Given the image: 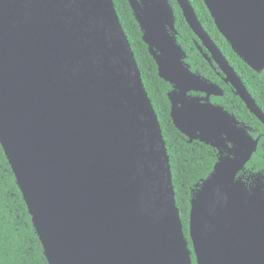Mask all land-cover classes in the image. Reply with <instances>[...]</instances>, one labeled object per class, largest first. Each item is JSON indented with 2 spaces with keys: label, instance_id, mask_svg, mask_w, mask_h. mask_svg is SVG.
Returning a JSON list of instances; mask_svg holds the SVG:
<instances>
[{
  "label": "water",
  "instance_id": "95a60500",
  "mask_svg": "<svg viewBox=\"0 0 264 264\" xmlns=\"http://www.w3.org/2000/svg\"><path fill=\"white\" fill-rule=\"evenodd\" d=\"M219 31L264 70V0H204ZM176 127L218 150L192 190L190 241L159 116L114 0H0V142L49 264H264V172H242L260 137L186 63L169 0H129ZM248 109L242 78L178 0ZM206 47L210 54L203 51ZM200 92L195 96L190 92Z\"/></svg>",
  "mask_w": 264,
  "mask_h": 264
},
{
  "label": "trees",
  "instance_id": "16d2710c",
  "mask_svg": "<svg viewBox=\"0 0 264 264\" xmlns=\"http://www.w3.org/2000/svg\"><path fill=\"white\" fill-rule=\"evenodd\" d=\"M177 15L179 40L189 55L188 62L194 70L219 83L225 90L223 97H213L261 135L259 150L247 165L246 176L264 172V124L252 114L244 101L236 94L230 83L224 81V74L216 64L209 63L200 50V40L186 22L177 0H170ZM204 27L216 40L230 63L264 109V70L252 69L232 48L220 33L204 0H191ZM124 30L126 31L138 61L145 87L154 104L162 126L173 173L176 201L181 212L186 236L190 241L189 217L192 190L205 179L218 161V150L213 146L194 140L192 143L176 127L171 117V102L168 92L170 83L160 77L155 59L143 40L142 30L135 18L129 0H114ZM194 264L196 256L193 254ZM0 264H49L42 242L36 232L23 193L16 181L12 166L0 142Z\"/></svg>",
  "mask_w": 264,
  "mask_h": 264
},
{
  "label": "flooded vegetation",
  "instance_id": "af4514ba",
  "mask_svg": "<svg viewBox=\"0 0 264 264\" xmlns=\"http://www.w3.org/2000/svg\"><path fill=\"white\" fill-rule=\"evenodd\" d=\"M170 1V0H169ZM178 1V0H177ZM192 2V1H191ZM170 3L172 4V2L170 1ZM130 4V3H129ZM179 4V3H178ZM193 4V3H192ZM194 5V4H193ZM131 6V5H130ZM172 6H173V4H172ZM180 6V5H179ZM181 7V6H180ZM132 8V7H131ZM173 8H174V6H173ZM195 8V7H194ZM133 10V9H132ZM181 10H182V8H181ZM195 10H196V8H195ZM174 11H175V9H174ZM210 11V10H209ZM182 12H183V10H182ZM134 13V12H133ZM196 13H197V15H198V12L196 11ZM175 16H176V28H177V15H176V11H175ZM183 16H184V13H183ZM185 17V16H184ZM198 17H199V15H198ZM213 17V16H212ZM136 18V17H135ZM186 19V18H185ZM200 19V18H199ZM214 19V18H213ZM137 20V19H136ZM201 21V20H200ZM215 21V20H214ZM138 22V21H137ZM187 22V21H186ZM188 23V22H187ZM201 23H202V21H201ZM138 24H139V22H138ZM216 24V23H215ZM189 25V24H188ZM202 25H203V23H202ZM140 26V25H139ZM190 26V25H189ZM204 26V25H203ZM217 26V25H216ZM191 28V27H190ZM205 28V27H204ZM218 28V27H217ZM206 29V28H205ZM142 30V29H141ZM191 30H192V28H191ZM177 31H178V34H177V37H178V41H179V43H180V40H179V30H178V28H177ZM193 31V30H192ZM206 31L208 32V30L206 29ZM194 32V31H193ZM142 33H143V31H142ZM195 33V32H194ZM209 33V32H208ZM221 33V32H220ZM196 34V33H195ZM210 34V33H209ZM222 34V33H221ZM223 35V34H222ZM196 36L198 37V35L196 34ZM210 36H211V34H210ZM224 36V35H223ZM143 37V36H142ZM212 37V36H211ZM198 39L200 40V43L199 42H197V45H198V49L200 50V47H202L203 46V42H202V40L198 37ZM212 39L216 42V40L212 37ZM228 41V40H227ZM145 42V41H144ZM181 44V43H180ZM216 44L218 45V43L216 42ZM182 45V44H181ZM182 47H183V45H182ZM218 47L220 48V46L218 45ZM148 48H149V46H148ZM184 48V47H183ZM221 49V48H220ZM184 50L186 51V49L184 48ZM222 50V49H221ZM203 51L204 52H208L209 54H210V56H212V54L209 52V50L206 48V47H203ZM223 51V50H222ZM150 52V51H149ZM187 52V51H186ZM200 52L202 53V55L204 56V53L200 50ZM224 53V52H223ZM151 54V53H150ZM152 55V54H151ZM224 55H225V53H224ZM226 56V55H225ZM227 57V56H226ZM154 58V57H153ZM204 58L209 62V63H211L212 65H214V64H216L217 65V67H219L220 68V66L215 62V61H209L205 56H204ZM155 59V58H154ZM188 59H189V55H188V52H187V57H186V59H185V61H186V63L187 64H189L190 65V67H191V69H192V71H194V72H197V73H200L199 71H197V70H194L193 69V67H192V65H191V63L190 62H188ZM228 59V58H227ZM156 61V60H155ZM228 61H229V59H228ZM230 62V61H229ZM156 64H157V62H156ZM231 64V63H230ZM232 65V64H231ZM233 66V65H232ZM157 67H158V65H157ZM234 67V66H233ZM234 69H235V67H234ZM220 70L222 71V73L224 74V81L226 82V83H229V82H227L226 80H225V78H226V74L224 73V71L220 68ZM236 70V69H235ZM158 72H159V70H158ZM237 72V71H236ZM262 72V71H261ZM238 73V72H237ZM260 73V72H259ZM200 74H202V73H200ZM203 75V74H202ZM239 75V74H238ZM204 76V75H203ZM240 76V75H239ZM205 77V76H204ZM241 77V76H240ZM205 78H207V77H205ZM242 78V77H241ZM207 79H209V78H207ZM211 80V79H210ZM212 81V80H211ZM242 81H243V79H242ZM168 82V81H167ZM212 82H214V81H212ZM244 82V81H243ZM168 83H170V82H168ZM214 83H216V84H218L222 89H223V91H224V94L223 95H220V96H215V95H212L211 96V102L212 103H214V104H218V105H221V106H223L225 109H226V107L224 106V105H222V104H219V103H216V102H214L213 101V97H223L224 95H225V90H224V88L219 84V83H217V82H214ZM231 85H232V83H230ZM245 84V83H244ZM170 85H171V89L169 90V92L170 91H172L173 90V85L170 83ZM246 85V84H245ZM232 87H233V85H232ZM247 87V86H246ZM248 88V87H247ZM233 89L235 90V92H236V94H237V91H236V89H235V87H233ZM249 90V89H248ZM168 92V93H169ZM191 94H193V95H195V96H204V94L203 93H200V92H195V91H192V92H190ZM251 93V92H250ZM252 94V93H251ZM238 95V94H237ZM239 96V95H238ZM253 96V95H252ZM169 97V96H168ZM240 97V96H239ZM241 98V97H240ZM242 99V98H241ZM170 100V99H169ZM243 100V99H242ZM256 100V99H255ZM244 101V100H243ZM171 102V101H170ZM257 102V101H256ZM245 103V102H244ZM258 103V102H257ZM172 105V104H171ZM245 105H246V103H245ZM259 105V104H258ZM247 106V105H246ZM259 107L264 111V109L259 105ZM248 108V107H247ZM226 110H228V109H226ZM249 110V109H248ZM229 111V110H228ZM250 111V110H249ZM231 112V111H230ZM251 112V111H250ZM232 113V112H231ZM252 113V112H251ZM234 114V113H233ZM253 114V113H252ZM236 115V114H235ZM255 115V114H254ZM256 116V115H255ZM172 117V116H171ZM237 117V116H236ZM257 117V116H256ZM238 118V117H237ZM258 118V117H257ZM239 119V118H238ZM259 119V118H258ZM240 120V119H239ZM241 122H243V123H245L247 126H249L250 128H252V131H251V133H252V135L255 137V138H258V137H260V141H261V135H258V136H256L255 135V129L252 127V126H250V125H248L246 122H244V121H242V120H240ZM259 145H260V142H259ZM258 150H259V147H258ZM257 150V151H258ZM257 151L255 152V153H257ZM255 153H254V155H255ZM254 155H253V157H254ZM263 156H264V151H263ZM253 159V158H252ZM252 161V160H251ZM250 161V162H251ZM248 165V164H247ZM246 170H247V166H246V168H245V170L242 172V174L243 175H245L246 176ZM258 173V172H257ZM249 177V176H248Z\"/></svg>",
  "mask_w": 264,
  "mask_h": 264
}]
</instances>
